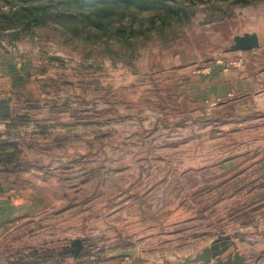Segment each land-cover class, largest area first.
Listing matches in <instances>:
<instances>
[{"label":"rangeland","instance_id":"1","mask_svg":"<svg viewBox=\"0 0 264 264\" xmlns=\"http://www.w3.org/2000/svg\"><path fill=\"white\" fill-rule=\"evenodd\" d=\"M166 3L115 37L73 3L0 0L8 237L19 225L78 264L119 251L204 264L217 238L264 244V0ZM246 33L263 43L234 50Z\"/></svg>","mask_w":264,"mask_h":264},{"label":"crops","instance_id":"2","mask_svg":"<svg viewBox=\"0 0 264 264\" xmlns=\"http://www.w3.org/2000/svg\"><path fill=\"white\" fill-rule=\"evenodd\" d=\"M8 191L10 188L4 189L0 183V264H78L79 260L69 259L66 251L64 257H58L57 243L51 239L41 241L37 236H33L28 237L30 240H24L22 228H19V225L13 226L15 231L11 237H8L10 228L6 226L7 221L13 217V211L7 206L10 198ZM263 231L259 234L264 238L261 234ZM235 251L239 252L248 264H264V244L259 245L256 251H251L248 246L236 243ZM167 262L162 258L140 255L134 251H128V254L119 251L114 252L113 259L101 264H167ZM204 264H216V259L205 261Z\"/></svg>","mask_w":264,"mask_h":264},{"label":"trees","instance_id":"3","mask_svg":"<svg viewBox=\"0 0 264 264\" xmlns=\"http://www.w3.org/2000/svg\"><path fill=\"white\" fill-rule=\"evenodd\" d=\"M10 3L12 0H6ZM19 4L28 7L25 10L33 14L35 10L45 12L51 0H46V4H42L43 0H14ZM55 1V0H54ZM60 8L68 9L71 3L78 10L70 16L80 18L87 21L91 28L103 31H112L115 37L122 36L123 33L127 37L134 36L138 29H135L134 23L137 15L145 11L151 10L153 7L158 9L160 17L166 16L171 10L166 0H57ZM117 34V35H116Z\"/></svg>","mask_w":264,"mask_h":264},{"label":"water","instance_id":"4","mask_svg":"<svg viewBox=\"0 0 264 264\" xmlns=\"http://www.w3.org/2000/svg\"><path fill=\"white\" fill-rule=\"evenodd\" d=\"M234 43L231 47L234 50H249L253 48H258L262 43L263 39L257 34H243L236 35L233 39ZM0 113L5 116L11 115V107L7 100H0ZM2 186L4 189L10 187H17V185L11 182H3ZM264 235V231L261 233ZM73 244L77 249L82 247L81 241L79 239L75 240ZM236 242L230 238V236H224L222 238H217L213 240L212 244L205 249L204 253L197 258L195 261H211L216 259V264H248L244 257L240 255L239 252L235 251Z\"/></svg>","mask_w":264,"mask_h":264}]
</instances>
